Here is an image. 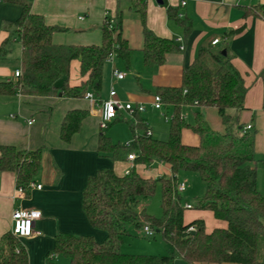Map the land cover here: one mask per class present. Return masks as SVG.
Here are the masks:
<instances>
[{
	"label": "trees",
	"instance_id": "obj_1",
	"mask_svg": "<svg viewBox=\"0 0 264 264\" xmlns=\"http://www.w3.org/2000/svg\"><path fill=\"white\" fill-rule=\"evenodd\" d=\"M0 1L21 7L20 17L9 24L14 26L16 39L22 46V74L15 80L0 81V95L48 97L62 92L63 97L82 99L90 91L99 96L103 66L114 42L118 45L117 57L127 69L131 68L133 51L122 37L124 11L120 6L113 17L114 28L110 30L103 25L100 45H68L54 42L53 35L64 29L48 25L41 15L33 13L30 0ZM128 10L142 21L141 52L145 67L163 65L169 54L180 52L174 39L160 37L147 27L145 1L131 0ZM179 13L180 7L168 8L170 19L187 36L193 28L192 22ZM240 30L226 33L223 45L212 44L215 36L205 39L193 62L183 69L179 86L155 88L154 94L161 96L164 107L172 108L165 139L139 132L143 127L149 128L142 113H137L135 120L118 116L111 123L128 121L134 132L129 144L114 143L106 134L99 135L98 151L102 156L113 161H124L132 153L136 156L128 173L118 175L110 168L98 170L88 178L83 191L82 207L87 220L93 228L105 233V239L98 242L91 235L60 232L55 235L54 248L45 262L54 264L55 257L50 256L56 255L66 258L65 264H173L176 258L185 264H264V196L257 186V132L253 126L245 131V125L240 123L241 114L247 109L244 105L247 86L233 64L234 55L227 41ZM11 42L8 39L1 44V56L10 52ZM73 60L80 63L79 85L69 83ZM62 77L67 80L61 89H56L54 84ZM188 105L196 108L190 122L182 114ZM204 107L217 110L223 131L209 125L200 110ZM86 117V111H68L61 124V139L70 141ZM185 128L198 135V145L183 143ZM154 161L169 166L171 175L144 177L137 171L136 165L149 166ZM41 166V149L27 151L11 145L0 146V171H12L25 196L31 192L29 184L35 181ZM183 170L197 172L205 183V193L194 207L211 211L216 219L227 223L225 228L207 232L201 219L184 223L182 194L177 191V174ZM159 181L163 214L156 219L145 209L139 212L136 204L139 197L153 194ZM146 223L162 234L172 248L170 254L155 256L122 251L129 226L141 227ZM193 225L196 230L186 234L187 228ZM0 264H29L26 247L11 231L0 238Z\"/></svg>",
	"mask_w": 264,
	"mask_h": 264
},
{
	"label": "crops",
	"instance_id": "obj_2",
	"mask_svg": "<svg viewBox=\"0 0 264 264\" xmlns=\"http://www.w3.org/2000/svg\"><path fill=\"white\" fill-rule=\"evenodd\" d=\"M30 1L33 13L41 15L48 25L64 29L53 35L54 42L68 45H100L105 13L114 17L119 6L123 9L122 37L133 51L131 68L126 69L133 74L135 80L129 79L127 74L124 79H112V65L110 67L105 63L100 95L96 97L107 98L113 87L120 99L144 104L148 110L141 115L153 129V135L158 138L168 134L169 124L154 119L156 112L153 114L152 111L159 110L152 106L155 95L152 88L155 90L158 86H179L183 69L193 62L199 45L205 39L215 36L220 39L218 44L223 45L226 33L241 29L227 41L234 55L233 64L247 86L244 99L247 109L242 112L240 123H251L257 132L256 157H261L258 158L261 160H257V186L264 196L259 184L262 181L264 187V162L258 164V161H264V0H184V6L181 4L182 0H143L147 5V27L156 35L174 39L179 47H183L180 52L169 54L163 65L148 68L142 62L143 25L139 16L128 10L131 0ZM169 7H180L179 16L191 20L193 28L187 36L170 19ZM20 15V6L0 1V46L5 40L12 41L10 52L0 55V81L15 80L14 72L21 68L22 46L16 39L14 26L9 24ZM16 44L18 52H13ZM116 58L125 66L121 58ZM116 58L114 66L117 68L120 62ZM140 59L145 69L154 68L152 79L142 80L137 74ZM79 65V60L71 62L70 85H79L82 80ZM184 108L192 111L196 109L189 105ZM167 109L172 110L171 107ZM70 110L86 111L87 117L79 131L72 135L70 141L65 142L60 137V128ZM99 110V106H92L84 98L59 95L42 97L20 93L0 95V146L11 145L20 150L42 151V166L35 181L43 187L31 190L28 196L17 195L18 185L12 171H0V238L11 231L12 212L15 208L41 212V219L34 224V230L40 235L21 239L28 251L29 264H45L46 256L54 248V237L60 232L91 235L98 242L105 239V233L93 228L87 220L82 207L83 191L88 178L98 170L110 168L118 175H123L134 163L127 158L124 161H113L99 154V135L104 134L98 124ZM200 110L214 130L223 131L215 108L204 107ZM30 119L35 120L31 125L28 124ZM182 141L187 145H198L199 137L185 128L182 131ZM259 165L262 167H258ZM136 169L144 177H161L162 173L171 175L169 166L158 161L149 166L136 165ZM185 204L193 207L185 209L184 223L201 219L207 232L227 226L225 221L216 219L211 211L196 209L194 202ZM192 210L194 211L189 212Z\"/></svg>",
	"mask_w": 264,
	"mask_h": 264
},
{
	"label": "rangeland",
	"instance_id": "obj_3",
	"mask_svg": "<svg viewBox=\"0 0 264 264\" xmlns=\"http://www.w3.org/2000/svg\"><path fill=\"white\" fill-rule=\"evenodd\" d=\"M13 52H18L17 44L16 47L12 49ZM116 61L120 64H117V68L122 69L123 72L127 74L129 79L135 80L133 74H131L124 65H122V62L120 59L116 58ZM140 63L137 68V74H139L140 77H142V80L144 79H152L154 74L152 69H145L141 59L138 60ZM134 63V61H133ZM106 65L111 67V64L109 62H106ZM119 69V70H120ZM111 75V71H110ZM154 92V88H152V93ZM145 106V111L148 110V108ZM156 112V116L154 117L155 120H161L164 123V117L162 114L168 113L169 115H172V110L167 109L166 107H163L160 111H152L154 114ZM182 114L186 117V119L193 121V111L191 109H183ZM147 115V114H145ZM150 126V125H149ZM104 134L107 136H110L112 141L114 143H120V144H128L133 140L134 132L132 131L130 124L126 119L119 120L111 124L108 128L103 130ZM136 132V131H135ZM139 132L144 133L146 132V128L143 127V129H139ZM164 138L167 137V135H162ZM161 137V138H163ZM261 158L256 157L257 160ZM264 158V157H263ZM264 161H258V164L263 163ZM156 167H159L156 165ZM161 167V166H160ZM258 167H262V165H259ZM264 168V167H262ZM161 177H166L165 173H162L160 175ZM159 177V175H158ZM157 177V178H158ZM177 178L179 182H184L187 186V190L183 193H181V201L182 204L185 205V203H191L196 202L197 199H200L204 193H205V183L201 180L199 174L195 171H181L177 174ZM260 184V190L264 192V187L262 181L259 182ZM161 195H162V184L161 182H157L156 189L153 194L146 196V197H139L138 202L136 204V209L140 212L145 209V211L151 215L152 217L156 219H160L162 217V207H161ZM189 211V212H193ZM129 234L125 236L124 241L122 243V251L125 253L130 254H145V255H155V256H163L168 255L172 252L171 246L165 242V240L162 237V234L158 231H155V235L153 237H147L145 236L142 226L136 227L134 225H130L128 228ZM68 260L64 258L63 256H57L54 259V264H65ZM45 264H51L49 262H45ZM173 264H184L182 260L179 258L174 259Z\"/></svg>",
	"mask_w": 264,
	"mask_h": 264
},
{
	"label": "built area",
	"instance_id": "obj_4",
	"mask_svg": "<svg viewBox=\"0 0 264 264\" xmlns=\"http://www.w3.org/2000/svg\"><path fill=\"white\" fill-rule=\"evenodd\" d=\"M181 4L184 6L186 5V1L182 0ZM104 24L108 26L110 30L114 28V19L113 17L107 12L105 13ZM115 39V36H114ZM220 42L219 38H215L212 41L213 45H217ZM118 47L117 43L114 42L112 51L108 54L106 58V62H109L112 65V79H124L126 77V73L119 70L114 66L116 55V48ZM183 49V47H180ZM22 74L21 68L15 70L14 77L17 78ZM84 99L88 100L92 106H99V128L100 130H104L109 127V125L118 117L124 116L128 117L132 120H135V115L137 113L145 112V105L142 103L134 104L130 101H124L120 99L112 87L109 91L108 97L105 99H98L93 92L87 91L84 95ZM152 106L156 110H162L164 105L160 95L155 94L153 96ZM164 120L168 122L173 115H166L162 114ZM35 122L34 119L28 120V124L31 125ZM149 126V125H148ZM252 129L251 123L245 125L244 130L248 131ZM138 134V131L135 132V135ZM153 131L151 127L146 129L145 135L151 136ZM129 144V143H128ZM135 154H129L128 160L134 161ZM128 173V171L126 172ZM42 184H38L36 181H31L29 184L30 190H40L42 189ZM186 190V184L184 182L177 181V191L179 193H183ZM25 194V190L22 186H17V195L22 197ZM193 206L191 204H185V209H191ZM41 219V212L38 210H28L24 208H15L12 212V228L11 232L14 236L19 239L23 238H30L37 235H40L39 232L34 230V224ZM142 230L147 237H153L155 235V229H153L149 224H145L142 226ZM196 230V226H190L185 231L186 234L194 232ZM51 258L56 257V255H51Z\"/></svg>",
	"mask_w": 264,
	"mask_h": 264
},
{
	"label": "water",
	"instance_id": "obj_5",
	"mask_svg": "<svg viewBox=\"0 0 264 264\" xmlns=\"http://www.w3.org/2000/svg\"><path fill=\"white\" fill-rule=\"evenodd\" d=\"M161 2V1H160ZM67 80V77H62V78H60L59 80H57L56 82H55V84H54V87L56 88V89H61L62 87H63V85H64V83H65V81ZM62 92H60L59 93V96L60 97H62Z\"/></svg>",
	"mask_w": 264,
	"mask_h": 264
}]
</instances>
